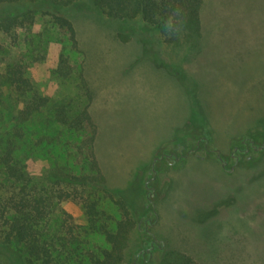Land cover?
I'll return each mask as SVG.
<instances>
[{"label":"rangeland","instance_id":"374dc122","mask_svg":"<svg viewBox=\"0 0 264 264\" xmlns=\"http://www.w3.org/2000/svg\"><path fill=\"white\" fill-rule=\"evenodd\" d=\"M88 7L68 15L76 30V50L49 16L38 12L32 27L16 30L18 43L0 33L5 48L0 52V116L9 121L21 104L12 99L4 73L6 63L20 57L43 93L71 101L73 107L88 106L96 126L94 153L108 190L94 194L99 221L87 240L88 248L97 251L108 246L100 226L113 230L109 217L121 215L118 201L137 199V212L145 214L141 204L147 165L164 149L190 138L186 132L195 123L189 120L181 82L142 52L141 26L134 25L132 35H119L115 21ZM5 9L16 8L0 5V13ZM200 26L195 52L182 42L165 45L146 39L155 57L175 63L195 83L216 151L157 164V177L150 183V221L131 225L121 245L124 261L140 245V229L146 228L159 245L186 253L198 264H264V148L242 153L234 166L231 159L233 147L245 137H254L256 144L264 138V0H202ZM61 51L69 54L70 77L55 73ZM45 119L48 113L25 124L28 172L40 177L55 158L56 166L84 171L79 145L86 132L57 122L46 125ZM60 206L83 223L77 203L67 200ZM196 209L216 211L198 222ZM18 249L19 254L0 252V264H22L25 256ZM159 254L154 251L151 260L157 261Z\"/></svg>","mask_w":264,"mask_h":264},{"label":"trees","instance_id":"16d2710c","mask_svg":"<svg viewBox=\"0 0 264 264\" xmlns=\"http://www.w3.org/2000/svg\"><path fill=\"white\" fill-rule=\"evenodd\" d=\"M2 4L16 8L5 9L0 13V33L16 43L20 37L16 30L32 27L35 23L34 14L37 12L41 14H38L40 17L49 16V21L65 33L73 50L77 49L78 40L68 15L76 8L89 9L91 4L95 11L117 23L116 31L119 35L134 34L137 30L134 25L139 24L142 32L137 33L142 52L149 55L155 67L166 69L181 82L188 95L189 120L195 124L187 129L186 133L190 138H184L177 141L176 146L164 149L147 165L145 172L148 177L143 179L144 201L141 204L145 214L137 212V199L121 203L118 201L121 215L117 219L109 217L114 221L113 230L100 226L108 246L97 251L91 250L88 248L87 236L99 221L94 194L108 190L104 187L102 172L94 153L96 126L88 106L77 104L73 107L71 101H56V98L43 93L27 75L28 65L23 57L16 63L7 62L4 73L14 94L12 99L21 104L18 108L15 106L9 121H4L0 116V252L5 251L10 255L18 253L17 246L20 247V254L25 256L22 264H70L71 261L76 264H198L186 253L168 250L159 245L146 228L140 229V245L133 250L129 261L123 260L121 245L132 224L139 227L140 222L150 221L148 213L154 209L150 202V197L154 194L151 193L153 190L150 183L157 177L156 166L160 161L168 164L184 159L191 153L204 155L216 151L195 83L175 63L169 64L155 57L146 39L149 36L148 39L155 38L156 42L165 45L182 42L189 52H195L201 35L202 0H0V5ZM177 4L184 9L187 19L179 36H169L165 32L164 22L170 14V6ZM1 42L0 40V52L5 50ZM0 62L3 61L0 59ZM55 73L62 78L72 74L67 52L59 53ZM45 113L49 114V119L43 121L46 125L57 122L73 131L86 132L79 145L80 153L86 160L84 171L75 172L70 167L56 166L55 158L40 177L28 172L22 145L25 124ZM253 139L251 136L245 137L236 144L237 150H232L231 153L233 166L242 153L263 150L264 138L260 140L259 137L257 140L260 143L257 144ZM217 158L225 167V160ZM138 180V185H141L142 179ZM135 182L132 185L136 186ZM67 200L79 205L83 223L75 221L74 216L60 206ZM196 211L197 221L205 222L216 210ZM156 250L160 252L159 259L152 261L151 255Z\"/></svg>","mask_w":264,"mask_h":264},{"label":"clouds","instance_id":"9594fccd","mask_svg":"<svg viewBox=\"0 0 264 264\" xmlns=\"http://www.w3.org/2000/svg\"><path fill=\"white\" fill-rule=\"evenodd\" d=\"M187 14L184 9L179 5L170 6V14L164 22V28L167 35L173 34L179 36L185 26Z\"/></svg>","mask_w":264,"mask_h":264},{"label":"flooded vegetation","instance_id":"af4514ba","mask_svg":"<svg viewBox=\"0 0 264 264\" xmlns=\"http://www.w3.org/2000/svg\"><path fill=\"white\" fill-rule=\"evenodd\" d=\"M237 148H238V146L235 145L232 150H237Z\"/></svg>","mask_w":264,"mask_h":264}]
</instances>
